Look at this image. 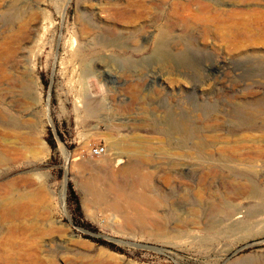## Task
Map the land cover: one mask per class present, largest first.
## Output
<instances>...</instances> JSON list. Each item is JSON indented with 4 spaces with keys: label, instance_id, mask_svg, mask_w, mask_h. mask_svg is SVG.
Returning <instances> with one entry per match:
<instances>
[{
    "label": "rangeland",
    "instance_id": "374dc122",
    "mask_svg": "<svg viewBox=\"0 0 264 264\" xmlns=\"http://www.w3.org/2000/svg\"><path fill=\"white\" fill-rule=\"evenodd\" d=\"M263 107L264 0H0V264H264Z\"/></svg>",
    "mask_w": 264,
    "mask_h": 264
},
{
    "label": "trees",
    "instance_id": "16d2710c",
    "mask_svg": "<svg viewBox=\"0 0 264 264\" xmlns=\"http://www.w3.org/2000/svg\"><path fill=\"white\" fill-rule=\"evenodd\" d=\"M58 135H59L60 139L62 141H64L63 140V135L60 132H58ZM49 143H50V145H51V147L53 149H56V142L54 140L53 135H51V140H50ZM68 198H69L70 202L75 205L74 212L77 215L74 218L75 224L78 225V226L84 227V228H89L91 230H95L90 223H87V222H85L82 219V211H81L80 199H79V196H78V194H77L72 182H69V184H68ZM87 238H89V239H91V240H93V241H95V242H97V243H99L101 245L108 246V247H110L113 250L121 251L119 249H116L113 244H111V243H109V242H107L105 240L96 239V238L89 237V236H87Z\"/></svg>",
    "mask_w": 264,
    "mask_h": 264
},
{
    "label": "bare ground",
    "instance_id": "6f19581e",
    "mask_svg": "<svg viewBox=\"0 0 264 264\" xmlns=\"http://www.w3.org/2000/svg\"><path fill=\"white\" fill-rule=\"evenodd\" d=\"M162 47H164V46H161V48ZM238 129H241V130H246V129L248 130L249 129V130H259V131H262L263 130L264 131V107L261 110H259L256 114H253L252 116H248V114H245L241 118V121L239 122ZM200 151H202V150L200 149ZM121 162H123V161H121ZM228 165L231 166L232 164H228ZM234 167H236V166H234ZM247 167H249V169H250L249 171H252L253 172V170H251V169L255 167V164L248 165ZM257 173H259V172H257ZM257 177H259V176H257ZM256 195H257V197L261 196L264 199V190L261 193L260 192H257ZM239 218L240 217H236L235 219L236 220H239Z\"/></svg>",
    "mask_w": 264,
    "mask_h": 264
},
{
    "label": "built area",
    "instance_id": "2783aa9c",
    "mask_svg": "<svg viewBox=\"0 0 264 264\" xmlns=\"http://www.w3.org/2000/svg\"><path fill=\"white\" fill-rule=\"evenodd\" d=\"M107 153V148L104 146H93L90 149V154L92 157L101 158Z\"/></svg>",
    "mask_w": 264,
    "mask_h": 264
},
{
    "label": "water",
    "instance_id": "95a60500",
    "mask_svg": "<svg viewBox=\"0 0 264 264\" xmlns=\"http://www.w3.org/2000/svg\"><path fill=\"white\" fill-rule=\"evenodd\" d=\"M68 185V176L66 175V178H65V186Z\"/></svg>",
    "mask_w": 264,
    "mask_h": 264
}]
</instances>
